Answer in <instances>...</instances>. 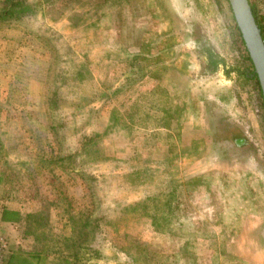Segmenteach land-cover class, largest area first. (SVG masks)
<instances>
[{
    "label": "rangeland",
    "instance_id": "374dc122",
    "mask_svg": "<svg viewBox=\"0 0 264 264\" xmlns=\"http://www.w3.org/2000/svg\"><path fill=\"white\" fill-rule=\"evenodd\" d=\"M50 1L46 19L0 29L8 80L0 89V200L21 202L38 215L36 233L59 239L70 237L66 203L71 214L87 209L99 219L89 247L100 259L50 253V264H264L263 106L243 73L195 77L196 61L178 43L179 15L189 14L228 65L250 71L225 0ZM248 1L264 36V0ZM76 10L97 26L55 25V14L79 19ZM22 27L40 38L29 45L44 43L40 56L13 41ZM120 42L139 54L141 70L118 92ZM9 59L12 69H2ZM53 90L58 106L50 107ZM25 98L27 108L16 106ZM217 124L228 132L212 143ZM240 139L242 148L233 144ZM56 159L62 167L50 164ZM142 199L143 213L130 206Z\"/></svg>",
    "mask_w": 264,
    "mask_h": 264
},
{
    "label": "trees",
    "instance_id": "16d2710c",
    "mask_svg": "<svg viewBox=\"0 0 264 264\" xmlns=\"http://www.w3.org/2000/svg\"><path fill=\"white\" fill-rule=\"evenodd\" d=\"M56 1V0H55ZM107 1V0H106ZM117 1V0H115ZM42 2H44V5L41 4L39 6V1L35 0V5L32 7V5L29 4V0H0V29L2 28H11L13 25H17L18 23H22V21L24 19H30L31 17H37V16H41L42 19H46L45 18V13L48 11V8H44L47 6H51L52 5V1L50 0H42ZM225 2L227 3V1L225 0ZM249 6L251 8V14H252V18L253 21L256 25L257 28H259V35L261 36V26L258 25V20L257 17L255 15L254 8L253 5L248 1ZM39 6V7H38ZM84 7V5H82ZM106 7V6H104ZM94 11H97V9L92 10V13ZM75 14L77 17H79V19L74 20L73 18H71V15L69 17L66 16H62L60 14H55V18H54V23L55 25L60 23V22H65V27L68 28V31H76V30H84L87 27L88 28H94L97 26V17L93 16L91 14V16L89 14H85L82 11L76 10ZM73 17V16H72ZM22 29H24L22 27ZM233 30L236 34V36L238 37L237 31L236 29L233 27ZM20 32L18 33V37L14 38L13 41H15L16 43H18L17 45L20 48H25L24 52L27 54H36V56H40L41 53H39V51L43 48L44 49V43L39 44L38 49L34 48L33 46L29 45L31 40H36V39H40L38 37V35L33 34L31 31H26V28L24 30H19ZM120 40V36L118 33L117 39L116 41ZM40 41V40H39ZM136 41H134L135 43ZM41 43V42H40ZM41 46V47H40ZM3 47H8V45L3 42ZM137 50V49H135ZM10 51V50H9ZM9 51L5 50V53L7 55H9ZM128 50L125 49L124 43L120 42L119 46H116V49L114 52H116V58L115 63H116V67L117 64L121 66V76H120V80L121 83L119 84L118 87H116V91L120 90H124L122 87L120 86H124L123 82H125L126 80H128L129 77L135 75L136 70H141V66L139 65L137 68H135V57L138 56L139 54H137V52H127ZM138 51V50H137ZM121 52L122 54L124 53V57L123 59H120V56L118 55V53ZM128 53V54H127ZM131 53V54H130ZM118 55V56H117ZM107 57V56H106ZM248 62L249 59L247 57L246 59ZM10 67L9 66H3L2 65V69H12V66L14 65L15 62H13L11 59L8 60ZM3 63H6V61L4 60ZM252 70H250L249 72H251ZM75 79H79L82 80L83 79V71L80 68L74 69V74H73ZM248 78H243L244 81L251 82L252 86L255 89V92L258 96V99H260L259 96V90L257 87V83L255 80V77L253 74H250V76H247ZM125 78V81L123 80ZM8 82V80H6L4 78V73L3 70H1L0 72V89L4 88L5 89V84ZM94 90V89H93ZM95 91V90H94ZM118 91V92H120ZM29 93V92H28ZM58 92L53 90L50 94V97L48 98V100L46 101L48 103V105L50 107H53L55 105L58 106L57 102L58 100H56V96H57ZM259 104L260 100H259ZM38 105V103L36 104ZM16 106H20L21 108H27L28 104L26 102V98L24 99V101L22 103H18L16 104ZM262 107V105H261ZM174 114L175 116L178 114V109L174 110ZM262 121L264 124V115L262 113ZM96 135H91L88 138L84 137L82 138V141L80 142V147L78 149V151H81L82 155H87V149H85V144L90 143L92 140H96ZM90 147V145H89ZM68 156H66L65 158L67 159ZM57 162H53L51 160L50 164L52 165H60L62 163H60V160L56 159ZM132 172V171H131ZM133 174L137 175L138 172H134ZM76 177L80 176L76 173L73 174ZM85 198L89 199V197L85 196ZM87 199L88 203L89 200ZM69 203V202H68ZM67 204V206L64 207V214L66 213L67 215V221L69 223L70 226V237H66V238H55L52 234L50 233H36L37 231H39V228L41 227V222L39 221V219L37 218L36 214H27L24 215L23 218V225L25 228L24 234H26L27 236H34V240L35 243L37 244V247L35 249V252L31 255L29 254H24L23 258H16V260H14V257L18 256L15 255L17 250L12 251L10 250V248L8 249L7 252L4 253V255L2 256V259H0V264H50L52 263V259H48L46 257H48V255L50 253L52 254H56L57 255H61V254H65L66 258H64L65 260L68 258H71L72 260L77 258V255L80 254L81 251L86 252L87 254L90 255L91 259H100V256L98 255L97 252L93 251L92 249H90L91 247H89V238L91 236V234L94 233V231L98 230V222L99 219H95L90 217V212L87 211V209H82L79 211L74 212V214L70 213V207L69 204ZM131 207H134V209L136 207L138 208H142V212L145 209L146 206V199H142L140 201H137L136 203L130 205ZM129 206V208H130ZM147 215V212L146 214ZM149 222L150 225L152 224V218H149ZM47 238V239H45ZM55 243L54 247L55 249H53V247H50L51 244L50 243ZM37 250V251H36ZM19 253H25V252H19ZM20 254V255H22ZM50 260V261H48ZM75 261V260H74ZM64 264H67L64 262Z\"/></svg>",
    "mask_w": 264,
    "mask_h": 264
},
{
    "label": "flooded vegetation",
    "instance_id": "af4514ba",
    "mask_svg": "<svg viewBox=\"0 0 264 264\" xmlns=\"http://www.w3.org/2000/svg\"><path fill=\"white\" fill-rule=\"evenodd\" d=\"M190 16L191 15L189 14L184 15V13L179 15L178 43L183 47L185 46L184 51L189 53V55L196 61V71L194 76L200 79H207L211 77L213 78L217 73H220L228 78L229 74L238 75L243 73L242 77L247 79V76H250L252 71L249 72L248 69L240 71L236 66L234 68L233 66L228 65L224 57L218 53L212 42L209 41L203 25L200 24L199 21L198 23L195 22L194 19L191 18L192 16ZM262 38H264V36H262ZM205 102L206 101L203 103ZM222 125L218 126L217 124L215 128L211 129L212 135L209 136V140H211L212 143L214 135H224L228 132L226 131V133H224L222 131L224 130V128H221ZM241 143H243L242 139L233 141V144L237 146L239 145V148L243 147Z\"/></svg>",
    "mask_w": 264,
    "mask_h": 264
},
{
    "label": "water",
    "instance_id": "95a60500",
    "mask_svg": "<svg viewBox=\"0 0 264 264\" xmlns=\"http://www.w3.org/2000/svg\"><path fill=\"white\" fill-rule=\"evenodd\" d=\"M233 25L252 65L264 113V38L259 35L248 0H226Z\"/></svg>",
    "mask_w": 264,
    "mask_h": 264
},
{
    "label": "crops",
    "instance_id": "0c3cea01",
    "mask_svg": "<svg viewBox=\"0 0 264 264\" xmlns=\"http://www.w3.org/2000/svg\"><path fill=\"white\" fill-rule=\"evenodd\" d=\"M8 202H6V199L0 200V230L7 231L2 234H5L7 236L6 238L10 244V250H17L15 255L18 256L14 257V260H16V258H23L24 254H33L35 252L37 244L35 243V241H33L34 236H27L26 234H24V232H21V230L23 229L22 223L24 215H27L28 213L24 209L25 207L23 206V204L21 202H19L18 204L11 203L12 207H8V205L10 204ZM10 228H13L15 231L13 232ZM19 252L25 253L22 254Z\"/></svg>",
    "mask_w": 264,
    "mask_h": 264
},
{
    "label": "built area",
    "instance_id": "2783aa9c",
    "mask_svg": "<svg viewBox=\"0 0 264 264\" xmlns=\"http://www.w3.org/2000/svg\"><path fill=\"white\" fill-rule=\"evenodd\" d=\"M6 250H7V242L2 236H0V259H2V256L4 255Z\"/></svg>",
    "mask_w": 264,
    "mask_h": 264
}]
</instances>
